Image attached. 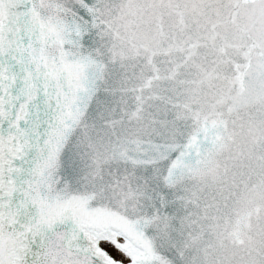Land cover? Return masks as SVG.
Segmentation results:
<instances>
[{
	"label": "snow or ice",
	"instance_id": "snow-or-ice-1",
	"mask_svg": "<svg viewBox=\"0 0 264 264\" xmlns=\"http://www.w3.org/2000/svg\"><path fill=\"white\" fill-rule=\"evenodd\" d=\"M0 264H264V0H0Z\"/></svg>",
	"mask_w": 264,
	"mask_h": 264
}]
</instances>
